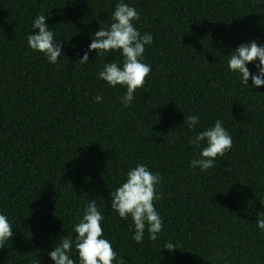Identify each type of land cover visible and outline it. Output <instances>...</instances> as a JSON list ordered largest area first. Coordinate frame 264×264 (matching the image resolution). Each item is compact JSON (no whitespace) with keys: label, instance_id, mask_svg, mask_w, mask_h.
<instances>
[{"label":"trees","instance_id":"obj_1","mask_svg":"<svg viewBox=\"0 0 264 264\" xmlns=\"http://www.w3.org/2000/svg\"><path fill=\"white\" fill-rule=\"evenodd\" d=\"M120 2L0 0V214L13 228L0 264H54L48 253L75 241L90 201L113 264H264V85H244L228 68L239 45L264 47V0H123L153 37L142 60L151 73L128 108L126 88L98 78L105 64L122 65L120 52L80 62ZM41 14L62 44L56 64L27 44ZM190 115L199 118L191 130ZM216 120L232 147L202 172L190 164L206 142L189 140ZM138 164L161 177L163 221L157 240L145 231L140 243L132 218L111 209V192ZM169 242L177 249H164ZM69 255L79 264L75 245Z\"/></svg>","mask_w":264,"mask_h":264},{"label":"clouds","instance_id":"obj_2","mask_svg":"<svg viewBox=\"0 0 264 264\" xmlns=\"http://www.w3.org/2000/svg\"><path fill=\"white\" fill-rule=\"evenodd\" d=\"M139 19L136 9L121 0L115 7L110 27L99 28L94 33L92 42L80 58L81 63H86L92 51H95L97 56H103L108 52H120L123 57L122 65L116 62L105 64L98 78L106 81L112 88L118 85L126 88V93L122 97L125 108L131 106L134 93L144 86L146 78L151 73V66L143 63L142 60L145 46L153 42V37L149 33L141 35L134 27L133 22ZM32 28L39 31L27 36L28 47L44 54L50 64H56L63 54L62 44L56 41L54 33L46 23L45 15H38L33 21ZM250 63H253L257 69L255 74L247 67ZM228 68L239 74L244 85H249L250 78L253 88L264 85V47L254 41L239 45L230 55ZM102 99L103 97L97 96L96 102H101ZM198 122L199 118L194 115L184 120L190 130ZM201 142H206V147L202 149L198 159L191 161L190 167H199L202 172L212 168L216 158L224 156L232 147V138L220 120H216L213 127L189 140L194 147H199ZM160 182L159 173L153 174L145 165L138 164L128 171L126 181L111 192V209L124 221L129 217L132 218L135 230L133 239L137 243L143 240L145 231L150 240H157L158 234L163 229V221L154 203L162 198L157 192V185ZM103 220L104 216L98 211L96 201H90L83 218L73 229L77 234L75 241L64 238L56 245L55 250L48 253L54 264H76L69 255L73 245L78 253L79 264H113L117 261V253L111 243L102 238L101 221ZM256 224L261 231H264V212L258 214ZM12 236V225L5 215L0 214V247H4L5 242ZM164 249L174 251L177 248L169 242L165 244ZM118 264H124V260L120 259Z\"/></svg>","mask_w":264,"mask_h":264}]
</instances>
